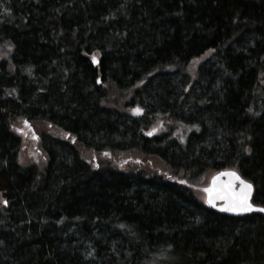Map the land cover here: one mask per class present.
I'll return each instance as SVG.
<instances>
[{
    "label": "trees",
    "instance_id": "16d2710c",
    "mask_svg": "<svg viewBox=\"0 0 264 264\" xmlns=\"http://www.w3.org/2000/svg\"><path fill=\"white\" fill-rule=\"evenodd\" d=\"M223 169L264 207V0H0V264H264V214L199 196Z\"/></svg>",
    "mask_w": 264,
    "mask_h": 264
},
{
    "label": "rangeland",
    "instance_id": "374dc122",
    "mask_svg": "<svg viewBox=\"0 0 264 264\" xmlns=\"http://www.w3.org/2000/svg\"><path fill=\"white\" fill-rule=\"evenodd\" d=\"M17 133L21 137L22 146L20 149V159L26 164L38 163L41 159H44L43 151L40 148L39 134L44 130H51V127L42 125L38 122H18L15 126ZM112 156L107 157V161L119 168H141L146 167L150 170H163L166 171L167 168L155 157L143 156L135 152H125L122 154L112 153ZM84 155L90 162H95V157L90 150H85ZM101 155L108 156L105 152ZM212 176L207 175L205 181L199 183L198 190L199 196L204 199L203 188L207 186L209 178ZM202 184V185H201Z\"/></svg>",
    "mask_w": 264,
    "mask_h": 264
},
{
    "label": "snow or ice",
    "instance_id": "6c2138e0",
    "mask_svg": "<svg viewBox=\"0 0 264 264\" xmlns=\"http://www.w3.org/2000/svg\"><path fill=\"white\" fill-rule=\"evenodd\" d=\"M95 59L93 57V61ZM221 175H227L230 177V180L226 185L216 187L215 181L217 177L213 178V187L205 189L209 194L207 200L209 204H214V201L219 199L226 201L224 210L229 212L243 213L254 210L264 212V207H258L251 203V196L254 189L251 182L242 179L235 171H228L221 173ZM3 203L7 204V201L5 200Z\"/></svg>",
    "mask_w": 264,
    "mask_h": 264
},
{
    "label": "water",
    "instance_id": "95a60500",
    "mask_svg": "<svg viewBox=\"0 0 264 264\" xmlns=\"http://www.w3.org/2000/svg\"><path fill=\"white\" fill-rule=\"evenodd\" d=\"M228 171H235L234 169H223V170H220L216 173H214L209 181H208V184L206 187L203 188V193H204V203L207 207L215 210V211H218V212H223V213H226L228 215H243V214H246V213H250V212H243V213H236V212H229V211H226L224 210V205L226 203V201H223V200H215L214 201V204H209L207 202L208 200V196L209 194L205 191L206 188H211L213 187V178L214 177H217V180L215 181V184H216V187H220V186H223V185H226L228 183V181L230 180V177H228L227 175H221V173H225V172H228ZM238 175L239 173L237 171H235ZM240 176V175H239ZM241 177V176H240ZM242 178V177H241ZM244 179V178H242ZM245 180V179H244ZM247 181V180H246ZM237 186H238V182H237ZM252 197V196H251ZM252 203V202H251ZM256 206V205H255ZM259 207V206H258ZM251 212H259V211H251ZM264 214V212H261Z\"/></svg>",
    "mask_w": 264,
    "mask_h": 264
}]
</instances>
